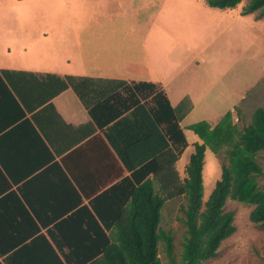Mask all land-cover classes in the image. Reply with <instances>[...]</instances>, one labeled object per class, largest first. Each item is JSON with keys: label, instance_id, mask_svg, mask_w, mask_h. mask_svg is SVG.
Masks as SVG:
<instances>
[{"label": "crops", "instance_id": "1", "mask_svg": "<svg viewBox=\"0 0 264 264\" xmlns=\"http://www.w3.org/2000/svg\"><path fill=\"white\" fill-rule=\"evenodd\" d=\"M126 1L102 0L86 18L79 9L87 0H0V264H93L127 223L138 183L115 146L141 136L140 120L148 136L124 149L137 169L169 142L143 101L119 113L130 103L123 83H154L172 107L189 101L179 122L187 141L175 163L180 177L185 152L202 142L187 127L218 121L238 102L229 91L232 103L205 116L214 98L176 78V59L127 57V38L134 52L157 8L144 0L151 6L145 23L141 2L120 6ZM111 5L127 9L126 19L110 17ZM173 80L179 85L169 88ZM205 160L203 187L217 181Z\"/></svg>", "mask_w": 264, "mask_h": 264}, {"label": "trees", "instance_id": "2", "mask_svg": "<svg viewBox=\"0 0 264 264\" xmlns=\"http://www.w3.org/2000/svg\"><path fill=\"white\" fill-rule=\"evenodd\" d=\"M242 0H206L209 7L233 9ZM258 12L264 15V0H247L243 14ZM77 91V84L74 83ZM130 103L123 113L143 101L154 122L160 127L169 146L160 151L137 169H133L124 152L125 147L148 136L142 125L140 137H132L122 145H116L119 155L131 171V178L138 184L129 193L127 223L112 235L108 249L96 252L93 264H161L159 243L169 257L170 264H201L218 255L219 245L234 231L233 211H224L229 196L252 205L249 220L264 228V192L255 184V175L261 168L255 160L264 151V109L256 108L247 125L237 128L231 123L232 114L227 111L213 125L199 121L187 127L201 143L193 144L180 177L175 163L187 146L184 131L179 122L190 109L183 98L172 107L162 89L150 82L123 83ZM91 112V111H90ZM238 112V109H237ZM117 117V114H116ZM206 149L217 157L227 160L221 164V175L205 201L202 200V166ZM129 179V177H128ZM182 199L178 219L185 230L178 261L172 258V236L161 227L162 210L167 202ZM92 258H90L91 260Z\"/></svg>", "mask_w": 264, "mask_h": 264}, {"label": "rangeland", "instance_id": "3", "mask_svg": "<svg viewBox=\"0 0 264 264\" xmlns=\"http://www.w3.org/2000/svg\"><path fill=\"white\" fill-rule=\"evenodd\" d=\"M205 1L153 0V11L157 8V14L152 17L154 25L140 28L134 52L130 48L132 43H129L127 38L124 52L127 57L137 60L146 55L148 57L152 55L154 58L157 55L160 64L163 59H176V67L181 72L176 78L182 84L191 87L192 84H196L199 88L205 89V100L214 98L211 101L212 107L207 108L205 116L220 113L224 108H218V104L224 107L227 103H232L227 95L233 90L232 93L235 99L238 98V102L230 110L231 123L240 128L250 122L252 112L256 108L264 109V15L260 16L258 12L243 14L242 8L247 0H242L233 9L224 10L209 7ZM138 2H141L137 7L140 9L139 17L148 23L146 19H150L151 15L146 14V11H149L151 6L144 0H137L136 3ZM101 3L102 0H87L84 9L80 8L79 11L85 10L87 18L95 6ZM136 3L127 0L119 4L134 6ZM80 5L83 4H79L78 1L73 3V6ZM108 12L110 17L116 14L117 18L126 19L123 12L127 13L128 10L111 5ZM85 33L84 29L82 34ZM174 83L176 87L179 85L178 81L173 80L169 83V88H172ZM203 89L196 90L201 92ZM169 93L173 97L172 92ZM204 103L207 102L201 104ZM192 119H194L192 115L185 117L186 122ZM213 121H210L211 125L217 120ZM192 149L193 147H190L185 152L182 160L189 157ZM205 153L203 159H206L208 175L216 170L215 177L217 180L220 179V166L222 163L227 164V160L217 157L210 149ZM255 160L261 168V173L255 175L254 182L264 192V151L259 152ZM215 181L206 182L202 191L203 201L208 197ZM180 203H183L182 199L167 202L162 210L161 221V227L172 236L171 253L175 261L180 257L185 234V228L178 219L182 216L178 208ZM252 207L235 200L232 196L227 198L224 211H233L235 231L221 242L216 257L201 264H264V228L249 220ZM159 257L161 264H170L161 242Z\"/></svg>", "mask_w": 264, "mask_h": 264}]
</instances>
